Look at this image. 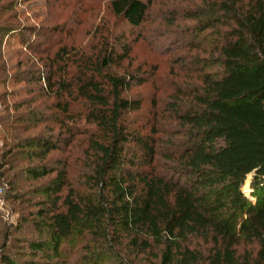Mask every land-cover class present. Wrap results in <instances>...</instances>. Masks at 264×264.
I'll return each instance as SVG.
<instances>
[{
    "label": "trees",
    "instance_id": "obj_1",
    "mask_svg": "<svg viewBox=\"0 0 264 264\" xmlns=\"http://www.w3.org/2000/svg\"><path fill=\"white\" fill-rule=\"evenodd\" d=\"M107 7L113 23L105 27L103 20L93 48H58L38 78L51 92L60 129L69 132L67 122L83 120L102 139L88 143L93 158L83 193L67 188L60 195L64 165L23 169L31 182L49 178L33 189L42 199L30 219L38 237L28 244L30 254L63 264L59 247L79 237L87 264L106 255L130 264L131 254L151 256L150 264H264V0H107ZM117 22L144 32L139 39L147 46L189 39L198 52L177 59L178 74L190 78L164 106L166 128L143 132L127 118L142 105L129 92L149 83L156 69L115 71L135 42L115 29ZM14 31L18 25L0 24V34ZM68 101L82 114L73 115ZM44 118L28 112L15 122L35 128ZM9 120L2 123L14 131ZM52 138L29 137L11 149L42 161L59 150L60 137ZM192 241L203 248L191 249ZM0 264L15 262L0 254Z\"/></svg>",
    "mask_w": 264,
    "mask_h": 264
},
{
    "label": "rangeland",
    "instance_id": "obj_2",
    "mask_svg": "<svg viewBox=\"0 0 264 264\" xmlns=\"http://www.w3.org/2000/svg\"><path fill=\"white\" fill-rule=\"evenodd\" d=\"M5 7L9 9L4 11ZM13 15L14 19L11 18ZM5 20L10 25H18V31L0 34V67H4V72H0V254L8 255L15 264H43L38 255L30 254L28 244L38 238L30 219L37 209L35 203L42 199L33 189L43 187L49 178L31 182L22 174L23 169L38 164L62 169L64 165L67 186L60 195L64 196L67 188L83 193V176L89 173L88 163L93 158L88 143L90 140L101 141L102 135L83 120L67 122L69 132L60 129L54 122L55 119L60 121L61 117L57 118L51 106L54 102L51 92L38 78L46 75L48 64L58 48L65 47L70 52L92 49L94 41L104 34L103 20L106 21L105 27L110 28L113 19L107 0H0V24ZM147 25L145 28L150 26ZM113 26L123 32L128 41L135 39L129 60L121 63L115 71L156 69L149 83L129 92L130 96L140 98L142 105L138 112L127 118L133 122V127L143 132L151 126L166 128L169 122L164 106L174 89L178 85L184 89L190 78L178 74L177 59H192L198 52L192 49L189 39L178 43L154 40L152 46H147L139 39L144 34L139 29H131L121 22ZM68 102L73 115L82 114L79 103ZM28 112H41L47 122L35 128L29 123L15 122L19 117L26 119ZM5 117L10 118L12 126L9 128L14 131L3 125ZM37 135H52L53 140L60 137L59 150L50 152L42 161H33V154L27 150L11 149V145ZM249 182L250 176H247L241 187L246 197L250 193ZM85 242L79 237L65 242L59 247L58 259L63 264H87L83 258ZM189 247L203 248L199 241H192ZM128 259L130 264L153 263L151 256L142 254H131ZM51 261L53 264L56 260ZM100 263L122 264L123 261L106 255Z\"/></svg>",
    "mask_w": 264,
    "mask_h": 264
}]
</instances>
